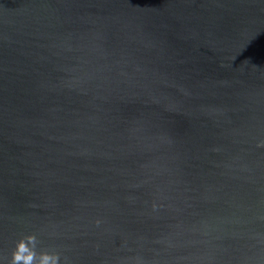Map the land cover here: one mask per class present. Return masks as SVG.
<instances>
[{"label":"water","instance_id":"water-1","mask_svg":"<svg viewBox=\"0 0 264 264\" xmlns=\"http://www.w3.org/2000/svg\"><path fill=\"white\" fill-rule=\"evenodd\" d=\"M21 241L264 264V0H0V264Z\"/></svg>","mask_w":264,"mask_h":264},{"label":"clouds","instance_id":"clouds-1","mask_svg":"<svg viewBox=\"0 0 264 264\" xmlns=\"http://www.w3.org/2000/svg\"><path fill=\"white\" fill-rule=\"evenodd\" d=\"M33 237H29L28 240L31 243ZM14 261L13 264H33L34 254L29 251L28 247L23 241L18 244L17 252L13 254ZM39 264H57L55 257H50L48 255H42Z\"/></svg>","mask_w":264,"mask_h":264}]
</instances>
